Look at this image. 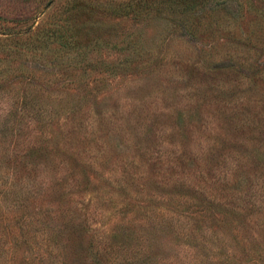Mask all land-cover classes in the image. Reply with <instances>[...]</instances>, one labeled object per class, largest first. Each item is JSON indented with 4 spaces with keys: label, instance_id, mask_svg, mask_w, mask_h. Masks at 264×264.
Returning <instances> with one entry per match:
<instances>
[{
    "label": "rangeland",
    "instance_id": "374dc122",
    "mask_svg": "<svg viewBox=\"0 0 264 264\" xmlns=\"http://www.w3.org/2000/svg\"><path fill=\"white\" fill-rule=\"evenodd\" d=\"M251 1L237 31L264 22ZM49 2L0 0V15L36 22ZM178 20H140L122 74L47 78L51 63L26 59L31 80L8 84L19 67L0 53V185L26 194L0 219L30 236L20 264H264V38L192 37ZM126 25L101 23L114 39ZM0 264H12L5 249Z\"/></svg>",
    "mask_w": 264,
    "mask_h": 264
},
{
    "label": "trees",
    "instance_id": "16d2710c",
    "mask_svg": "<svg viewBox=\"0 0 264 264\" xmlns=\"http://www.w3.org/2000/svg\"><path fill=\"white\" fill-rule=\"evenodd\" d=\"M208 1L212 5L204 6L208 4ZM231 1L50 0L46 10L36 22H34L33 17L28 16L7 17L0 15V53L2 59L9 60V62L16 61L19 67L18 71L9 77L8 84L13 79H19L23 82L31 80L33 77L30 74L31 70L24 73L20 69L21 60L24 64L26 59L40 62L45 66L51 63V70L47 72V78H51L55 72H59L63 76L69 70H77L84 74L88 72L122 74L123 71L131 68V63L134 62L139 53L137 51L138 45L136 49L134 46L135 40L133 38L126 39V36L133 33L134 27L140 31L145 26L140 20H144V18L146 20L147 17L153 15H159L165 19L169 16L178 17L179 20L173 24L176 26L174 30L179 31V33L183 32L192 37L199 33H206V31H209L207 35L210 36L221 31L228 34L230 30L237 31L236 28H233L235 26L232 22L237 17L243 16L242 3L249 2L251 4L252 2L251 0H235L239 6L231 8L232 6L229 5ZM200 5L201 8H199ZM248 12L249 9H245V14ZM259 13L261 16V10ZM109 17L127 20V25L123 27L125 33L120 39L108 37L107 34L103 33L101 23ZM134 23L137 25H133ZM175 26H169L170 30L172 31ZM239 32L242 33L239 36L244 44H247L246 41L249 40L260 44L264 38V22L253 30L237 31V33ZM225 44L227 45V43ZM216 46V49L220 50L224 47L220 42ZM209 47H215V44H210ZM224 67L226 66H217L216 68ZM9 69L12 71L13 67L9 66ZM26 152L27 154L31 153L29 150ZM40 152V147L34 149V154L40 155ZM40 188L38 187V189ZM42 191L44 193L43 184ZM6 197L9 204L6 202ZM25 198L26 194L15 186V183L0 185V210L3 212L1 214H5V206L7 205L12 206L13 210L23 208ZM43 208L36 207V218L40 217ZM23 210L20 212V216L25 215ZM5 216L0 219V249L7 251V261L11 260L12 264H20L24 256L22 251H19V247L22 244L28 245L30 236L25 229L21 230L18 239L14 234L6 235L4 229L7 227ZM66 238H68L67 235L63 237L64 240ZM63 244L65 243L63 242ZM37 259V261H41L39 256Z\"/></svg>",
    "mask_w": 264,
    "mask_h": 264
}]
</instances>
